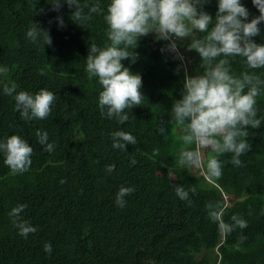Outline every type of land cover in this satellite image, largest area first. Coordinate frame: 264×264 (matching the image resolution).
Here are the masks:
<instances>
[{
  "label": "trees",
  "instance_id": "16d2710c",
  "mask_svg": "<svg viewBox=\"0 0 264 264\" xmlns=\"http://www.w3.org/2000/svg\"><path fill=\"white\" fill-rule=\"evenodd\" d=\"M50 2L0 0V67L9 69L0 76V142L18 135L33 149L30 169L17 175L0 153V264H264V92L257 98L262 123L248 129L251 148L240 157L243 166L228 163L231 154L220 157L222 178L209 181L199 170L177 165L180 148L172 139L171 108L181 98L184 76L203 71L196 52L190 50L184 60L180 47L177 55L154 34L140 38L138 59L122 63L141 76L145 99L128 110V122L119 124L101 116V87L85 71L90 44L109 43L104 15L110 0H81L89 6L98 2L104 10L82 27L70 19L74 9L63 4L53 11ZM240 3L249 20L259 15L252 0ZM203 10L214 18L217 0ZM33 23L47 30L51 45L42 38L36 44L29 40ZM260 29L253 39L264 44V23ZM232 68L237 74L248 70L241 58ZM255 71L264 77V69ZM13 82L16 92L46 89L56 95L47 119L25 121L14 110L15 93H3L4 85ZM166 88L177 89L176 95L165 97ZM118 130L132 134L137 143L127 144L125 151L114 149L112 133ZM37 131L55 142L52 153L38 143ZM109 165H115L112 172L106 171ZM153 170L165 174L155 176ZM176 185L196 189L189 192L190 205L176 196ZM121 186L135 192L118 208L115 195ZM209 203L225 209L226 223L236 216L247 227L225 237L209 217ZM20 204L27 205L23 218L37 229L26 239L9 215ZM45 243L52 245L50 254L43 250Z\"/></svg>",
  "mask_w": 264,
  "mask_h": 264
},
{
  "label": "clouds",
  "instance_id": "9594fccd",
  "mask_svg": "<svg viewBox=\"0 0 264 264\" xmlns=\"http://www.w3.org/2000/svg\"><path fill=\"white\" fill-rule=\"evenodd\" d=\"M210 0H110L104 20L108 26L109 43L98 47L89 46L85 71L88 78H95L101 91L98 95V108L101 116L115 118L117 123L129 121V111L142 104L145 97L141 93L142 78L134 74L122 63L128 60L135 63L140 38L154 34L157 40L168 41L167 49L178 52L179 42L192 38L188 49L195 50L200 57L201 74H185L181 98L171 108L172 121L182 133L179 137L182 147L177 165L182 168L199 170L209 181H218L223 175L220 157L231 154L228 163L242 167L241 156L246 154L251 144L248 142V129L260 128L262 120L257 116V98L264 92V77L255 70L264 69V44H258L254 37L261 34L260 25L264 23V0H252L259 15L249 20V11L240 0H217L215 17L205 12L204 6ZM53 11L59 12L66 4L74 9L71 20L82 27L91 21L93 14H102L100 3L89 6L81 0H51ZM87 9V12L85 11ZM63 27V19L57 17ZM203 34L197 36L196 34ZM29 40L36 44L42 38L44 45H51L47 30L33 23L26 33ZM164 49H162L163 51ZM181 58V57H177ZM236 58L243 60L246 69L235 73L232 63ZM9 69L0 67V76L7 75ZM40 75H44L41 70ZM17 84H5L3 93L13 96L15 109L25 120L47 119L56 101V95L46 89L36 94L27 91L16 92ZM161 133L165 128H160ZM38 143L46 152L55 150V142H48V133L37 131ZM136 138L125 131L112 133V147L125 151L127 144L135 145ZM0 153L4 154V164L11 174H23L32 164V147L20 136L11 135L0 142ZM153 155H159L154 150ZM135 165L136 160L132 159ZM115 165L106 171L112 172ZM66 181L60 180L63 184ZM135 188L121 186L116 195L118 208L126 206V197ZM176 196L191 204L189 192L182 185L174 188ZM25 204L17 205L9 213L19 235L27 238L37 229L23 218ZM209 217L218 223L219 231L227 237L237 227H247V222L233 216V223L223 220L225 209L220 204L206 206ZM245 237H241L243 241ZM43 250L51 253L52 245L45 243Z\"/></svg>",
  "mask_w": 264,
  "mask_h": 264
},
{
  "label": "rangeland",
  "instance_id": "374dc122",
  "mask_svg": "<svg viewBox=\"0 0 264 264\" xmlns=\"http://www.w3.org/2000/svg\"><path fill=\"white\" fill-rule=\"evenodd\" d=\"M191 40H192V38H188V39L184 40L185 43L182 41L179 42L180 51L182 52V56H183L184 60L188 59V56L190 53V49H188V47L190 46ZM170 52H172V51H170ZM194 52H196V51L194 50ZM172 53L180 55L179 51L178 52H172ZM196 54L199 56V54L197 52H196ZM199 60H200V57H199ZM189 75H191V74H189ZM193 75H194V73H193ZM178 87L175 86V88H178ZM163 91H165V94H164L165 97L171 98V97H174V95H176L177 89L170 90L169 88H166V89H163ZM181 134L182 133L178 130L177 126L172 129V139L174 140L175 144L179 148L182 147V142L179 139ZM191 170L195 171V169H193V168ZM152 174L155 176H161V175H164L165 172H162L159 170H153ZM210 255H213L212 252H210Z\"/></svg>",
  "mask_w": 264,
  "mask_h": 264
}]
</instances>
